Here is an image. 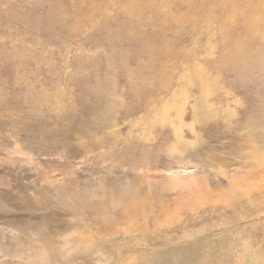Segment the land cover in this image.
<instances>
[{
	"label": "rangeland",
	"instance_id": "rangeland-1",
	"mask_svg": "<svg viewBox=\"0 0 264 264\" xmlns=\"http://www.w3.org/2000/svg\"><path fill=\"white\" fill-rule=\"evenodd\" d=\"M0 264H264V0H0Z\"/></svg>",
	"mask_w": 264,
	"mask_h": 264
},
{
	"label": "bare ground",
	"instance_id": "bare-ground-1",
	"mask_svg": "<svg viewBox=\"0 0 264 264\" xmlns=\"http://www.w3.org/2000/svg\"><path fill=\"white\" fill-rule=\"evenodd\" d=\"M182 108V107H181ZM178 114V113H177ZM178 139H180L181 140V137H180V134H178Z\"/></svg>",
	"mask_w": 264,
	"mask_h": 264
}]
</instances>
